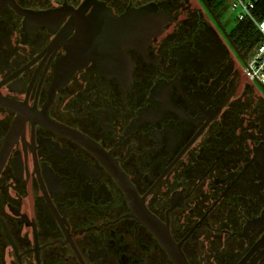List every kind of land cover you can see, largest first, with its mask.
Returning <instances> with one entry per match:
<instances>
[{"label": "flooded vegetation", "instance_id": "1", "mask_svg": "<svg viewBox=\"0 0 264 264\" xmlns=\"http://www.w3.org/2000/svg\"><path fill=\"white\" fill-rule=\"evenodd\" d=\"M219 0H0V264H264V85Z\"/></svg>", "mask_w": 264, "mask_h": 264}, {"label": "built area", "instance_id": "2", "mask_svg": "<svg viewBox=\"0 0 264 264\" xmlns=\"http://www.w3.org/2000/svg\"><path fill=\"white\" fill-rule=\"evenodd\" d=\"M236 12L237 22L246 21L254 26L260 40L247 61L246 74L264 85V16L257 14L259 0H227Z\"/></svg>", "mask_w": 264, "mask_h": 264}, {"label": "trees", "instance_id": "3", "mask_svg": "<svg viewBox=\"0 0 264 264\" xmlns=\"http://www.w3.org/2000/svg\"><path fill=\"white\" fill-rule=\"evenodd\" d=\"M219 1L221 2V0ZM257 14L264 16V0L258 1ZM238 24L239 30H241V37L246 43L250 45L252 48V53L260 40V35L252 24L246 21L239 22Z\"/></svg>", "mask_w": 264, "mask_h": 264}, {"label": "rangeland", "instance_id": "4", "mask_svg": "<svg viewBox=\"0 0 264 264\" xmlns=\"http://www.w3.org/2000/svg\"><path fill=\"white\" fill-rule=\"evenodd\" d=\"M219 8L220 11L222 12V22L226 26L228 30L233 29L236 24H237V19H236V12L233 11L229 5V2L227 0H221L219 1ZM251 57L250 55L246 56V61H248Z\"/></svg>", "mask_w": 264, "mask_h": 264}]
</instances>
